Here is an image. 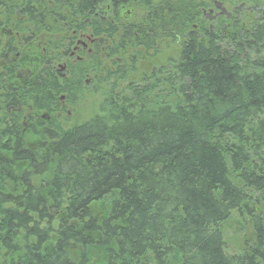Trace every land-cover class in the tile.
<instances>
[{
  "label": "trees",
  "instance_id": "obj_1",
  "mask_svg": "<svg viewBox=\"0 0 264 264\" xmlns=\"http://www.w3.org/2000/svg\"><path fill=\"white\" fill-rule=\"evenodd\" d=\"M214 2L235 16L207 22ZM248 2L264 0H0V28L14 22L19 66L37 77L0 86V264H264V12L241 22ZM106 5L133 11L116 49L153 57L178 42L177 54L105 68L108 35L60 85L48 65L63 22ZM99 90L84 122L55 117L61 94L71 107ZM231 219L249 236L227 254Z\"/></svg>",
  "mask_w": 264,
  "mask_h": 264
},
{
  "label": "flooded vegetation",
  "instance_id": "obj_2",
  "mask_svg": "<svg viewBox=\"0 0 264 264\" xmlns=\"http://www.w3.org/2000/svg\"><path fill=\"white\" fill-rule=\"evenodd\" d=\"M214 5L213 9H208V12L204 14L210 21L216 14L214 13L215 9L222 10V13L225 12L219 3L214 2ZM108 11L111 13L108 14ZM133 17V11L129 8H123L118 14H115L114 10L109 9V5H106L105 11L97 12L95 10L90 18H85V26L80 22H75L74 26L69 25L68 22H63L65 34L61 36L64 37V40L61 42V49L59 51L55 49L52 51V53L59 52L60 58L59 61L50 59L48 65L49 71L59 79L61 83L60 85L63 83L64 86L68 85L69 78H72L74 75L73 73L75 72L74 64L83 63L84 61L92 63L91 61H94L92 58L98 52L104 51V42L102 45L100 44L103 40H109L108 35H110V40L114 42L113 44L110 42L108 43L112 54L108 59L110 67L114 70L112 64L122 65L127 61L136 63L138 54L131 53L132 51H130L129 48L125 49L127 51L125 53L119 51L115 47L116 44L118 45L117 47L121 46L119 45L120 38L129 36L128 32L124 33V30H121L120 28H122V26L129 25ZM12 19L14 21L17 17H12ZM90 19H95L97 22L93 23ZM99 22H106L109 26H107L104 31H100L99 27H97ZM14 27L15 24L13 22V24L6 25L5 27L1 26L0 28V65L5 66V71L0 70V86L1 81H4L7 85H12V88L18 91L19 82L23 86L28 83L34 84L37 83V77L33 66H31V68H25V65L19 66L20 53H22L23 50L21 49L18 32L14 31ZM70 27L73 28L70 29ZM31 44L35 45V40H32ZM23 45H25V43ZM126 45L129 46L130 44L126 43ZM37 47L42 48V51H45L46 53L45 48H43L40 43L37 44ZM157 56L158 54L153 57H139L142 60H147L148 58H155ZM31 59L32 61L34 60L35 64L36 59L33 56H31ZM90 70L84 73L83 78L84 85L87 87H89L91 81H93V72ZM151 70H155V67L151 68ZM58 100L59 107L57 111L54 112L56 118H60L62 115L64 116V114H69L67 110L68 107L65 103V94H61L58 97ZM41 117L49 120V115L47 114H41Z\"/></svg>",
  "mask_w": 264,
  "mask_h": 264
},
{
  "label": "rangeland",
  "instance_id": "obj_3",
  "mask_svg": "<svg viewBox=\"0 0 264 264\" xmlns=\"http://www.w3.org/2000/svg\"><path fill=\"white\" fill-rule=\"evenodd\" d=\"M252 6H254V3H245L241 5V22L244 20V17H251V18H256L259 19L260 13L264 12V3H260L257 8H261V12L256 15V12L253 11ZM208 10L205 12L207 13ZM226 14V13H225ZM223 17L225 20L229 17L226 15ZM207 22H211L209 18L206 16ZM179 50L178 44H172L169 47L163 46L160 53L158 54L157 57L155 58H148L146 59H141L139 56H137V61L135 63V67L138 69L139 72H147L153 67H157L159 64L165 62L167 58H171L173 55H176ZM142 60V61H141ZM105 63V64H104ZM103 66L109 67L110 64L108 61H105ZM139 76L138 73L131 75L130 80H134ZM119 85H123L121 82L118 83ZM103 88H106V85H102ZM101 87V88H102ZM98 88V87H97ZM102 97V91H97V92H92V91H87L83 95V97L80 98L79 102L76 103L75 105L68 107L67 110L69 112L68 115H65L63 117L67 118V120H62L61 123L63 126L67 125H74V124H79L90 118L92 115L95 114V112L99 108V102ZM233 218V217H232ZM238 225L235 224L232 219L225 223L222 226V235L223 239L225 242V252L227 254L235 253L239 248L242 247V244L244 242V239L249 236V228L245 227L244 230L238 232Z\"/></svg>",
  "mask_w": 264,
  "mask_h": 264
},
{
  "label": "bare ground",
  "instance_id": "obj_4",
  "mask_svg": "<svg viewBox=\"0 0 264 264\" xmlns=\"http://www.w3.org/2000/svg\"><path fill=\"white\" fill-rule=\"evenodd\" d=\"M255 10H256L255 12L257 13V12L261 11V8H256ZM221 13H222V10H221ZM224 14H225V13H224ZM225 15H226L227 17H229V16L231 17V16H235V13H234V12H229V13H226ZM225 15H224V16H225ZM222 28H223V27H222ZM160 42H161V41L158 40V43H160ZM175 43L179 45L178 42H175Z\"/></svg>",
  "mask_w": 264,
  "mask_h": 264
}]
</instances>
